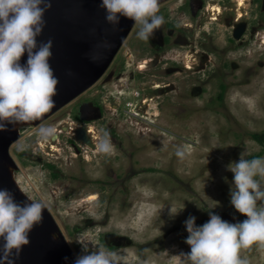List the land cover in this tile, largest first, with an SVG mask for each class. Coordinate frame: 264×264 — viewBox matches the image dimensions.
<instances>
[{
  "label": "rangeland",
  "instance_id": "374dc122",
  "mask_svg": "<svg viewBox=\"0 0 264 264\" xmlns=\"http://www.w3.org/2000/svg\"><path fill=\"white\" fill-rule=\"evenodd\" d=\"M182 1L159 4L165 23L148 42L136 38L134 24L88 91H104L107 121L117 127L119 150L98 157L88 152L91 163L71 157L66 143L70 102L38 125L18 127L19 137L9 147L13 178L28 198L47 205L56 237L65 240L75 257L81 253L77 237L105 246L106 231L112 233L107 240L118 244L112 251L123 254V263L181 264L179 255L190 251L184 242V221L190 215L202 225L218 202L211 211L223 220L247 219L230 203L233 173L226 165L238 161L245 149L248 159L264 157V0H190L181 6ZM199 1L204 7L193 15ZM215 5L218 14L210 9ZM187 23L193 25L191 31L185 30L190 29ZM240 24L245 29L235 38ZM162 35L167 44L159 48ZM184 38L200 40L195 57H203V66L192 59ZM154 55L162 58L156 68V62L145 61ZM172 66L181 73L163 71ZM160 80L172 81L173 88L159 94L153 83ZM121 90L132 93L122 96ZM142 96L153 101H138ZM41 125L54 126L56 138L42 141L37 134ZM96 128L102 136L101 126ZM48 162L59 176L46 168ZM90 194L95 199L85 201ZM170 206L183 210L170 217ZM240 255L249 264H264V241L253 242Z\"/></svg>",
  "mask_w": 264,
  "mask_h": 264
},
{
  "label": "clouds",
  "instance_id": "9594fccd",
  "mask_svg": "<svg viewBox=\"0 0 264 264\" xmlns=\"http://www.w3.org/2000/svg\"><path fill=\"white\" fill-rule=\"evenodd\" d=\"M51 8V0H0V132L38 120L55 107L53 97L57 95L59 79L49 63L53 41L37 40L45 27V13ZM98 8L104 10L112 31L119 29L121 17L128 18L137 26L136 38L145 42L165 23L159 14V0H101ZM95 47L104 50L110 45L101 40ZM25 53L27 60L21 64ZM101 58L102 51L89 55L92 62ZM37 134L48 142L56 138V129L41 125ZM96 147L100 153L112 151L106 133ZM22 150L23 145L18 143L17 151ZM176 155L183 158L185 153L178 150ZM248 155L245 149L238 161L226 165V170L233 173L230 203L247 219L236 223L223 220L211 211L218 202L202 225L198 226L196 217L190 215L184 221L188 233L184 242L190 251L179 255L181 264H249L241 257V249L264 241V157L248 159ZM46 207L43 201L27 197L17 201L14 191L0 188V264H17L23 247L30 243V232L42 224ZM182 210L170 206L169 216L175 217ZM75 242L81 253L72 264H123L120 252L104 245L94 247L86 238L77 237Z\"/></svg>",
  "mask_w": 264,
  "mask_h": 264
},
{
  "label": "water",
  "instance_id": "95a60500",
  "mask_svg": "<svg viewBox=\"0 0 264 264\" xmlns=\"http://www.w3.org/2000/svg\"><path fill=\"white\" fill-rule=\"evenodd\" d=\"M164 1L166 0H159V4ZM100 2L101 0H51L52 8L45 13V27L37 40L53 41V55L49 63L59 83L57 95L53 97L55 107L35 120L34 125L94 84L131 31L134 22L124 17H121L119 29L112 31L105 21L104 10L98 8ZM244 29V25L240 24L234 29L233 36L240 38ZM101 40H107L110 47L97 49L95 46ZM101 51L102 58L99 61L92 62L89 59L90 54ZM26 60L25 53L20 63L24 64ZM18 137V130L14 128L8 132H0V188L7 187L12 191H17V185L13 182L16 185L14 187L11 182L14 180L11 172L14 164L9 147ZM81 137L84 138L82 135ZM15 196L17 201H23L16 194ZM55 227L56 222L46 207L42 224L30 232V243L23 247L17 264H72L75 256L65 240L60 236L56 237ZM51 233L55 234V239H52Z\"/></svg>",
  "mask_w": 264,
  "mask_h": 264
},
{
  "label": "flooded vegetation",
  "instance_id": "af4514ba",
  "mask_svg": "<svg viewBox=\"0 0 264 264\" xmlns=\"http://www.w3.org/2000/svg\"><path fill=\"white\" fill-rule=\"evenodd\" d=\"M199 2H200V4L199 5L197 4L195 9L191 11V12H193V15L196 14L200 8L204 7V4H202L203 2L202 1H199ZM185 4L189 5L190 0H183L181 3V6H184ZM210 9L214 11V14L215 13L218 14L221 12L220 7L216 6V5L210 6ZM239 16L241 17L242 15H239ZM212 19H214V18H212ZM184 26H189L190 29H188V27L185 28V30H189V31H191V28L193 27V25L190 23H187ZM181 28H183V27H181ZM263 35H261V37ZM253 36H254V34H253ZM159 39H161V41L159 42L160 45L158 43L159 46H157V47H159V48L161 46L165 47V45L167 44L165 35H162ZM261 40H262V43H264V39L261 38ZM183 42L184 43L186 42V44H188L189 48L187 50L191 54L192 59L198 61V57H195V55L196 54L198 55V53H199L200 43H201L200 40H198V38H195V41L192 39L189 42V40L187 38H184ZM145 61H146V63H148V62L151 63L153 61L156 62V65L153 66V68H156V66L162 62V58L158 57L157 55H154L153 58H148V60H145ZM198 63L203 66V57L199 58ZM160 66H161V64H160ZM172 67L173 68H170V69H169V67H163L164 70L163 69L162 70L165 73H172V74H180L181 73L177 69V66H172ZM192 68H190V69H192ZM154 76L158 77V75H156V74ZM161 77H163V76H161ZM164 77H166V76H164ZM119 78L120 79L122 78V80H124L123 76H120ZM153 84H154L153 86H156V87H153L154 90L156 92H159V94L163 93V91H167V90L170 91L174 86L173 85L174 83H172V81L166 82L163 80H160L159 82H154ZM90 87H88L86 90H84L83 92H81L80 94H78L76 97H74L73 99H71L69 101L70 102L69 103L70 104V111L68 113L69 114V121H68L69 125H68L67 129H69L68 132L70 135L66 139V143L71 148V151H70L71 157L75 158V160H83L84 159L86 162L90 161V163H91L93 161V159L88 152H90L94 157H98L101 154L100 152L97 151V147H96L98 144V141L101 138V136L97 135V133H96V130H98L96 128L97 124L99 126H101L104 134L106 133L108 138L111 141L112 151L110 153H114V151L119 150V148H121V146H120L121 141L117 137L118 133H117L116 125L113 122L107 121L109 119V116H107V110L108 109L105 108L107 98L104 99L101 96L104 91H102L101 94H99L98 92H95L94 94H88ZM120 93L122 94V96L123 95L129 96L132 93V91L121 90ZM123 93H126V94H123ZM82 96H84V97H82ZM143 97L144 96H142L141 98L137 97V100L143 101L146 104L148 102V98H150V100L153 101V98H151V96H148L147 99L145 97L144 98ZM102 98L104 100H102ZM113 98L116 100L115 97H113ZM115 103L117 104L118 107L120 106L118 104L120 102L117 103V100L115 101ZM129 111H132V110H129ZM132 113L134 115H137L138 117H142V115L138 114L137 112H132ZM142 118H144V117H142ZM92 122H98V123L96 125H91L90 123H92ZM81 135L84 138H82ZM92 152H95V153H92ZM45 165L49 171H53L51 173L52 175L54 173H56L54 171L56 168H55V165H53V163L48 162V163H45ZM56 174L59 176L58 173H56ZM111 234H112L111 232L102 231V236L105 238V246L107 249L112 251L113 249H117L116 246H118V244L113 243L110 240L109 241L107 240L108 238H112ZM145 249H146L145 251L149 250V248H145ZM170 249H172V248H170ZM164 252L166 253L165 250H164ZM123 264H126V263H123Z\"/></svg>",
  "mask_w": 264,
  "mask_h": 264
},
{
  "label": "bare ground",
  "instance_id": "6f19581e",
  "mask_svg": "<svg viewBox=\"0 0 264 264\" xmlns=\"http://www.w3.org/2000/svg\"><path fill=\"white\" fill-rule=\"evenodd\" d=\"M242 2H243V0H240L239 1V3L240 4H242ZM220 11V10H219ZM218 12V11H217ZM130 34V33H129ZM239 57V56H238ZM255 69V68H254ZM123 94H126V93H123ZM251 98V97H250ZM250 103V102H249ZM35 121V120H34ZM34 121H31L32 123L34 122ZM29 123V122H28ZM26 124V123H25ZM22 125H24V124H22ZM22 125H19V126H17V127H15L14 129H17L18 130V127H20V126H22ZM38 125V124H37ZM75 126V125H74ZM162 144V143H161ZM11 182H12V184H13V182L17 185H15V184H13V186L15 187V189L17 190V191H14V193L22 200H24L27 196L23 193V191L21 190L22 188L20 187V185H19V183H18V181L17 180H11ZM21 188V189H20ZM95 194H90V195H88L84 200L86 201H92V200H94L95 199ZM28 198V197H27ZM51 237H52V239H53V234L51 233Z\"/></svg>",
  "mask_w": 264,
  "mask_h": 264
},
{
  "label": "trees",
  "instance_id": "16d2710c",
  "mask_svg": "<svg viewBox=\"0 0 264 264\" xmlns=\"http://www.w3.org/2000/svg\"><path fill=\"white\" fill-rule=\"evenodd\" d=\"M262 136H264V135H262ZM255 137H257V136H255ZM256 139H258V140H259V138H256ZM18 154L21 156V155H22V152H21V151H19V152H18Z\"/></svg>",
  "mask_w": 264,
  "mask_h": 264
}]
</instances>
